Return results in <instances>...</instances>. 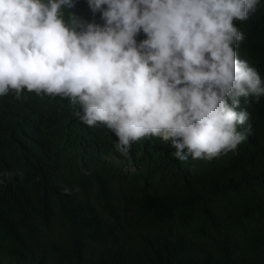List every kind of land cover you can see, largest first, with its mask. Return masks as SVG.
<instances>
[{
    "label": "trees",
    "instance_id": "16d2710c",
    "mask_svg": "<svg viewBox=\"0 0 264 264\" xmlns=\"http://www.w3.org/2000/svg\"><path fill=\"white\" fill-rule=\"evenodd\" d=\"M73 14L93 19L87 0ZM236 23L264 81V0ZM240 107L235 150L180 161L158 137L122 155L70 99L0 97V264H264V97Z\"/></svg>",
    "mask_w": 264,
    "mask_h": 264
},
{
    "label": "clouds",
    "instance_id": "9594fccd",
    "mask_svg": "<svg viewBox=\"0 0 264 264\" xmlns=\"http://www.w3.org/2000/svg\"><path fill=\"white\" fill-rule=\"evenodd\" d=\"M76 3L0 0V97L70 99L74 116L114 133L124 156L158 137L180 161L211 160L245 139L241 97L258 102L264 81L238 58L236 22L260 0H87L91 21L66 19Z\"/></svg>",
    "mask_w": 264,
    "mask_h": 264
}]
</instances>
